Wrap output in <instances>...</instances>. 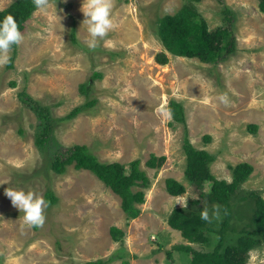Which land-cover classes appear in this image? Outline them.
I'll use <instances>...</instances> for the list:
<instances>
[{"label": "rangeland", "instance_id": "374dc122", "mask_svg": "<svg viewBox=\"0 0 264 264\" xmlns=\"http://www.w3.org/2000/svg\"><path fill=\"white\" fill-rule=\"evenodd\" d=\"M18 1L0 0V11ZM83 3L48 0L46 9L35 8L21 32L23 41L0 64V264H87L115 255L123 258L107 264H189L182 247L208 250L168 224L174 209L199 198L185 178L186 139L215 156L210 169L218 180L231 183L232 168L251 164L254 171L239 197L256 193L264 199V14L259 0H113L114 28L95 49L87 46ZM186 6L196 10L195 20H204L209 31H228L235 53L219 63L168 54L169 64H158L156 56L165 51L158 22ZM83 85H89L87 94ZM22 92L49 108L52 135L64 148L87 146L102 163L129 166L141 160L151 187L135 188L146 194L137 219L126 225L120 197L93 173L70 167L58 175L51 169V151L35 144L42 113L21 100ZM222 94L227 104L220 102ZM173 101L184 107L185 126L170 113ZM80 107L78 117L69 119ZM250 125L258 126L255 134ZM153 155L166 157L160 170L146 166ZM167 179L181 182L187 192L169 195ZM7 188L32 190L44 199L51 190L59 202L47 203L45 222L36 228L24 223L23 213L5 195ZM113 227L125 233L122 240L111 237ZM262 263L264 245L248 261Z\"/></svg>", "mask_w": 264, "mask_h": 264}, {"label": "trees", "instance_id": "16d2710c", "mask_svg": "<svg viewBox=\"0 0 264 264\" xmlns=\"http://www.w3.org/2000/svg\"><path fill=\"white\" fill-rule=\"evenodd\" d=\"M34 10L33 0H19L7 11H0V20L8 15L13 16L22 32L25 22ZM259 11L264 14V0H259ZM198 18L196 10L186 6L176 15L165 16L159 20L158 36L165 51L156 56L158 64L168 65V54L174 57L198 58L204 63H219L235 53V39H228V31L223 29L211 32L204 20H195ZM13 49L16 51L17 46ZM9 66L13 67L12 62ZM89 85L82 86L83 93H88ZM20 98L39 115L42 113L40 132L35 144L42 151H51L49 159L53 171L64 175L73 167L77 171L91 172L120 197L127 221L137 219L142 214L139 206L146 202L143 190L151 187V181L141 169V160H135L127 167L118 162H100L87 146L64 148L52 135L55 120L51 117L49 108L42 107L26 92H22ZM94 104L95 102L87 105ZM82 109H75L68 116L69 119L78 117ZM169 109L174 120L185 126L187 119L183 105L173 101ZM249 131L255 134L258 126L250 125ZM207 140L210 141L211 138L207 137ZM184 150L187 158L185 178L198 191L199 198L191 199L187 207L174 209L168 218V224L172 229L181 232L184 239L202 244L208 250L196 251L191 247H182L183 253L190 255L189 264H248L249 254L264 245V199L256 193L239 197L241 186L249 180L254 167L249 163H241L232 168L233 181L229 183L212 175L210 164L214 163L215 156L205 150L196 149L188 139L185 140ZM165 162L166 157L153 155L146 166L152 170H160ZM206 187H209L207 192ZM135 188L143 190L135 191ZM166 191L173 197H181L187 189L181 182L167 179ZM45 200L49 206L59 202V198L51 190L46 193ZM238 201L243 202V205H238ZM204 212L208 215L206 220L202 218ZM110 233L116 241L125 236L116 227L111 228ZM121 258L123 257L115 255L108 261L99 260L87 264H107Z\"/></svg>", "mask_w": 264, "mask_h": 264}, {"label": "clouds", "instance_id": "9594fccd", "mask_svg": "<svg viewBox=\"0 0 264 264\" xmlns=\"http://www.w3.org/2000/svg\"><path fill=\"white\" fill-rule=\"evenodd\" d=\"M33 2L38 11L48 7V0H33ZM112 9L113 0H84L82 6V12L85 16L83 25H87L89 37L87 46L90 49H95L98 46L99 40L105 38L114 28ZM23 39L24 37L13 16L8 15L0 20V64H5L9 61V53L13 47L18 46ZM219 100L224 104L229 102L226 94L219 96ZM163 114L170 116V113L167 111ZM5 195L11 200L12 205L23 213V221L25 224L33 227H40L44 224V212L48 205L41 195L32 190L25 191L23 188H7L5 190ZM202 218L205 220L208 219L207 212L202 214ZM128 224L129 221H127L126 225Z\"/></svg>", "mask_w": 264, "mask_h": 264}, {"label": "crops", "instance_id": "0c3cea01", "mask_svg": "<svg viewBox=\"0 0 264 264\" xmlns=\"http://www.w3.org/2000/svg\"><path fill=\"white\" fill-rule=\"evenodd\" d=\"M120 203H121V201H120ZM121 210H122V209H121ZM121 212H122L121 215H124V216H125V214L123 213V211H121ZM123 219H124V221H126V220H125V217H123ZM156 221H157V220H156ZM142 235H143V233H142ZM93 242H95V240H94ZM87 248H89V250H90L91 247H88V246L85 245L84 249L87 250Z\"/></svg>", "mask_w": 264, "mask_h": 264}, {"label": "bare ground", "instance_id": "6f19581e", "mask_svg": "<svg viewBox=\"0 0 264 264\" xmlns=\"http://www.w3.org/2000/svg\"><path fill=\"white\" fill-rule=\"evenodd\" d=\"M152 198V197H151Z\"/></svg>", "mask_w": 264, "mask_h": 264}]
</instances>
